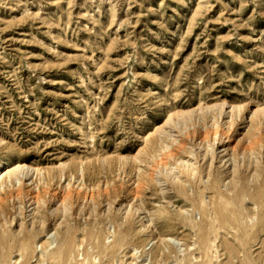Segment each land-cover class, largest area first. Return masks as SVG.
<instances>
[{
    "label": "rangeland",
    "instance_id": "rangeland-1",
    "mask_svg": "<svg viewBox=\"0 0 264 264\" xmlns=\"http://www.w3.org/2000/svg\"><path fill=\"white\" fill-rule=\"evenodd\" d=\"M0 162V264H264V0H0Z\"/></svg>",
    "mask_w": 264,
    "mask_h": 264
},
{
    "label": "bare ground",
    "instance_id": "bare-ground-1",
    "mask_svg": "<svg viewBox=\"0 0 264 264\" xmlns=\"http://www.w3.org/2000/svg\"><path fill=\"white\" fill-rule=\"evenodd\" d=\"M229 107V109H228V111H226L225 110V113H226V115L227 114H229V113H231V112H233L234 110L236 111L237 110V106L235 107V106H228ZM200 108V107H199ZM208 107H205V109H207ZM198 108L196 107V109L195 108H192V109H189V110H187L186 112H193L194 110L196 111ZM201 109V108H200ZM202 110V109H201ZM222 110V109H221ZM252 110V109H251ZM261 110V109H260ZM198 111V110H197ZM221 112V111H220ZM246 112H247V110H246ZM251 112V111H250ZM258 112H261V111H259V109L257 110V109H255L254 111H252L251 112V116L250 117H252L255 113H258ZM183 115V114H182ZM230 115V114H229ZM229 115H227V117L229 116ZM232 115H233V113H232ZM255 116V115H254ZM234 117H235V113H234ZM255 118V117H254ZM244 119V118H243ZM252 119V118H251ZM259 119V118H258ZM169 121H170V117H168L167 119H166V121L164 122V125H166V124H168L169 123ZM246 121H247V119H246ZM243 122V121H242ZM247 124V123H246ZM164 125L162 126V127H164ZM257 125V124H256ZM261 125V124H260ZM259 126V125H258ZM245 127V126H244ZM261 127V126H260ZM261 129V128H260ZM257 132V131H256ZM172 136V135H171ZM253 137V136H252ZM250 138V137H249ZM248 138V139H249ZM178 150V149H177ZM221 151V150H220ZM148 166H150V165H148ZM23 166H20V165H16V166H13V167H6V165L5 164H3L2 162H0V179L2 178V177H4V176H8L9 178L10 177H12L13 175H14V177H15V175H16V173L22 168ZM151 171V170H150ZM148 172V171H147ZM158 175V174H157ZM17 178V177H16ZM8 180V179H7ZM145 228V227H144ZM120 234H122V233H120ZM125 233L123 232V235L121 236V235H119V237L121 236V238L120 239H122V238H124L125 237Z\"/></svg>",
    "mask_w": 264,
    "mask_h": 264
}]
</instances>
